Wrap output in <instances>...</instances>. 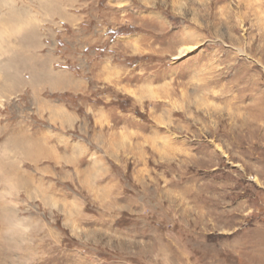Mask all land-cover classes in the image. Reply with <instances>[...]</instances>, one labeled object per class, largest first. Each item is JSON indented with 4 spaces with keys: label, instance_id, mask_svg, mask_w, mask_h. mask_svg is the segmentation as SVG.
<instances>
[{
    "label": "rangeland",
    "instance_id": "rangeland-1",
    "mask_svg": "<svg viewBox=\"0 0 264 264\" xmlns=\"http://www.w3.org/2000/svg\"><path fill=\"white\" fill-rule=\"evenodd\" d=\"M263 244L264 0H0V264Z\"/></svg>",
    "mask_w": 264,
    "mask_h": 264
},
{
    "label": "snow or ice",
    "instance_id": "snow-or-ice-1",
    "mask_svg": "<svg viewBox=\"0 0 264 264\" xmlns=\"http://www.w3.org/2000/svg\"><path fill=\"white\" fill-rule=\"evenodd\" d=\"M199 47H200V45H197V47H195V48H188L187 50H185V49H183V48L181 47V53H182V55L177 56L175 60H179V59H181L183 56H186V55H188V54L191 53V52H195Z\"/></svg>",
    "mask_w": 264,
    "mask_h": 264
},
{
    "label": "bare ground",
    "instance_id": "bare-ground-1",
    "mask_svg": "<svg viewBox=\"0 0 264 264\" xmlns=\"http://www.w3.org/2000/svg\"><path fill=\"white\" fill-rule=\"evenodd\" d=\"M257 10V9H256ZM12 11V10H11ZM195 20H197L196 18H195ZM261 22V21H260ZM191 32V31H190ZM188 48H192V47H183V49H185V50H187ZM180 55H182V53H181V49L179 50V53L177 54V55H175L174 56V58H176L177 56H180ZM173 58V59H174ZM259 243V242H258ZM256 244V243H255ZM259 244H261V243H259ZM264 245V244H263ZM257 248V247H256ZM262 249V248H261ZM260 250V249H259ZM258 255V257L260 258L261 256L259 255V254H257ZM256 258H257V256H256ZM259 258H257V259H259ZM262 258V257H261ZM259 260H261V259H259ZM262 261V260H261ZM263 263V262H262Z\"/></svg>",
    "mask_w": 264,
    "mask_h": 264
},
{
    "label": "crops",
    "instance_id": "crops-1",
    "mask_svg": "<svg viewBox=\"0 0 264 264\" xmlns=\"http://www.w3.org/2000/svg\"><path fill=\"white\" fill-rule=\"evenodd\" d=\"M103 118V114L100 116ZM108 135H120V133H118L117 131L113 130V132L108 133Z\"/></svg>",
    "mask_w": 264,
    "mask_h": 264
}]
</instances>
